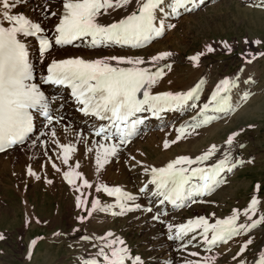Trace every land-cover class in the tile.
<instances>
[{"label":"snow or ice","instance_id":"6c2138e0","mask_svg":"<svg viewBox=\"0 0 264 264\" xmlns=\"http://www.w3.org/2000/svg\"><path fill=\"white\" fill-rule=\"evenodd\" d=\"M193 4L195 0H62V10L51 12L57 22L51 35H48L41 22L33 20L24 12L14 11L17 8L15 0H0V152L22 146L29 140L33 147L40 143L47 148L49 141L41 138L50 137L51 144L59 150L56 159H60L63 165H69V160L77 150L76 144L80 143L86 146L87 153L94 154L95 170L99 174L138 135L139 127L148 118L144 115L146 113L154 117L175 110L186 112L191 109L195 113L176 129V138L171 141L174 144L220 119V114L234 112L239 107L233 100V96L238 94L234 90L239 89V76L220 79L210 98L202 105L201 92L206 83L203 79L186 91H154L167 72L172 70V64L167 62L173 56L170 51H160L150 60L124 55L94 59L82 56L53 58L47 63L46 72H41L38 81L35 79L29 38L38 41L37 59L40 64H44L46 54L54 46L63 48L74 45L76 41H87V46L93 49L143 47L164 35L167 29L176 28V24L169 21L178 18L182 10L191 11L190 6ZM130 5L133 7L130 8ZM253 6L264 7V0ZM244 42L249 43L247 40ZM253 43L259 45L261 41L257 39ZM224 47L231 51L226 42ZM214 51L211 45L207 46L208 53ZM203 55L204 52H198L189 56L188 60L198 66ZM260 55L264 56V53ZM255 59L256 56L251 55V59L246 62L251 63ZM43 85L54 86L57 93L46 94ZM65 91L68 93L66 96L63 94ZM251 95V92L244 91L240 99L246 102ZM69 104L92 121L88 124V131L99 140H89L82 129L76 133V143L61 142L55 125L65 120L63 110ZM40 117L43 118L40 121L43 131L33 139L36 130L34 121ZM62 131L66 135L68 127L64 126ZM240 135V131H233L223 145L213 143L195 156L178 155L163 166L146 165L131 156L130 161L134 162L131 167L139 166L146 177L139 192L157 198L161 205L169 202L176 207H184L187 202L204 203L198 198L214 192L225 182L227 173L254 162L245 161L238 154V149L245 148V144L238 140ZM90 143L94 147H87ZM169 146V141H165L164 148ZM48 159L51 161L53 157L49 156ZM51 166L57 172L61 171L55 162ZM79 168L80 164L76 163L75 168L69 166L63 172V179L74 187L75 192L80 193L76 196V207L83 208L86 215H80L79 222L83 223L97 211L115 216L141 209V205L135 202L137 197L132 193L119 186L109 187L99 183L95 191H103L113 197L114 203L102 204L96 198L90 202L89 208V201L81 189H91L93 184L78 171ZM28 175L41 179L31 167L28 168ZM47 183L51 184L52 181L47 180ZM259 190L260 185L257 184L255 191L258 193ZM261 207L260 199L254 194L243 210L233 208L228 216L217 218L214 222H210L205 215H197L185 223H169L167 227L171 234L168 239H179L182 248L192 245L212 253L214 249L228 246L236 237H246L240 243L239 251L231 257L232 261L235 264H264V249L259 250L257 258L252 260L244 255L254 243L250 235L252 231L264 226ZM143 211L153 213V207ZM156 211L159 213L158 208ZM152 219L164 223L158 214L153 215ZM3 239L5 237L0 234V240ZM96 239L100 243L93 245L98 249L95 256L83 258L80 264H143L141 257H133L126 242L113 232L109 231ZM35 244L33 240L32 245ZM228 250H231L230 247ZM221 255L222 252L201 256L198 250L191 251L189 256L195 259H186L184 264H220Z\"/></svg>","mask_w":264,"mask_h":264},{"label":"rangeland","instance_id":"374dc122","mask_svg":"<svg viewBox=\"0 0 264 264\" xmlns=\"http://www.w3.org/2000/svg\"><path fill=\"white\" fill-rule=\"evenodd\" d=\"M33 3L34 5L39 3V6H42L41 11L47 15L48 18L54 19V17L51 16L54 5L52 0H33L32 4ZM259 3L260 0L211 1L194 13L191 12L173 19L172 23L176 24L175 30L168 29L169 31L167 30L164 38L162 37L160 40L153 43L157 44L164 39L160 46L161 50L170 51L173 53L172 57L177 56L183 60L182 62L184 63L181 65V68L177 70L182 75L187 73L189 68L195 71L200 68L199 66L203 67L201 70L202 72H200L202 73L201 75L204 76L202 79L205 78L204 80H206V83L203 85V93L201 92V95H203V100L200 101L201 105L207 101L208 97L210 98L215 84L224 77L239 76L240 83L242 81L244 83L249 80L252 81L251 83H247L252 95L244 105L238 108L239 111L237 110L223 117V114H221L220 119L196 131L201 132L216 126L218 130L214 135L215 137H220L218 143L221 145H223L227 136L233 131H240L241 135L238 137V140L240 143L245 144V148L242 150L238 149V154L242 156L245 161H254L251 164H245L235 169L225 180L224 183H226V186L222 187V189L215 194L213 193L204 198L206 203L203 204L201 208L206 210V213L204 212L206 216H209L213 212H218L222 216L228 215L236 206H242L244 209L250 202L251 195L254 194L260 195L259 198L262 204L260 211L264 212V56L260 55V53H264V7L253 6ZM32 9L33 8H22L19 12H27L29 15L33 16L34 9ZM48 15H50V17ZM257 39L261 41L259 45L253 43V41ZM245 40L249 41V43L246 44L244 42ZM225 42L231 47L230 52L224 47ZM176 45L186 50L183 56H180L179 52L175 51ZM208 45H211L215 51L211 53H208L207 49L202 51L204 48H207ZM151 52L154 53L155 51ZM198 52H204V55L201 57V64L199 63L195 68L193 63L188 60V57ZM153 53H151V55ZM251 55H255L256 59L252 60L251 63H247L246 61L251 59ZM209 68L211 71H209ZM241 69H243V71H241ZM205 73L208 74L205 75ZM205 76H208V78L206 79ZM205 85H207V88H205ZM211 85L214 86L212 87ZM239 89H236V91L238 92ZM244 91L240 90V93ZM193 115H195V113L189 109L188 113L181 121L190 120ZM249 125H252V127H249ZM56 130H58L57 127ZM176 135L177 132L175 135L170 136V141H173ZM192 136L193 135L190 137ZM203 137L205 140L207 138L209 141L211 140L210 135L201 136L199 134L194 135L193 139L202 141ZM33 139H35V135H33ZM41 140L49 141L47 148L40 143H38L36 147H33L32 141H29L27 152L17 151L15 155L12 154L10 161L16 164L18 163V159L26 158L23 157V155H28L27 159L30 163L41 165V162H43L42 159H44V161L48 160V157L52 155L55 149V145L51 144L50 137H42ZM207 143L208 141L205 142V144ZM163 146L162 150L165 152ZM45 151H47V155H45ZM124 161L127 163L126 160ZM255 166H257L255 169L258 173L257 177H253L250 173L251 169L255 168ZM43 175L45 176L46 172H43ZM251 177L254 178L251 189H249V191L245 190L244 195L241 196L236 203V200L230 195L231 191L235 188L236 183H249ZM99 180V184H106L109 187H113L114 185L110 180L108 181V179H105V175L101 176ZM21 181L24 182V179H21ZM257 184L260 185L258 193L255 191ZM66 186L67 185L64 184V188ZM69 186L65 188V198H62L60 187L57 186V188L55 187L56 191L54 194H47L45 187H40V189H37L36 193H33L32 183L29 182L27 185L25 184V186H16L17 192L14 190V193L12 192L13 194L10 192L8 193L12 198L11 206L7 210L9 212L8 214L3 212L6 210L5 208H7V206L2 203V198L3 196L5 197L6 193L0 191V234H3L5 237V239L0 240V264H80L83 258L95 256L98 249L93 245L100 243L96 238L104 236L109 231L123 239L126 242V246L130 249L131 255L133 257L140 256L142 261H144L143 264H157V260H152L154 256L160 259L159 261H163L159 264H167V259H171V256H173L171 254L174 253V250H172V253L170 252V256L169 253H167L168 255L164 254L158 257L153 255V252L146 246L149 244L145 242L147 231H138L136 226L128 221L131 215L124 218L114 216L116 218L109 221L102 218L107 215L110 216V213L104 214V212L97 211V214L94 212L92 217L87 218L83 223L79 222L78 217L80 215H86V213L83 211V208L76 207V196L80 193L75 192L73 186ZM25 187L27 190L25 189L24 191ZM82 191L84 193L85 189H82ZM2 193L5 194L3 195ZM23 195L27 197L29 206H31L30 208H32L35 213H37L36 210H41L43 212L41 215L42 220L39 221V224L35 222L34 224H27L25 221L21 220L22 213L20 212L22 211L21 208L18 209L20 207L18 200L24 198ZM84 195H86L84 197L89 201V208L91 206L90 202L93 199L98 198L102 204H107L109 200L106 193L103 191L97 193L95 188L90 190V193H84ZM240 201L241 204L239 203ZM37 205L39 206L37 207ZM194 206L195 205L191 203V207ZM215 206H217V208ZM191 212V210H187L182 213V215H176V217L179 216L178 218L188 220L193 215V212ZM77 229L79 231H77ZM57 233L61 235H57ZM84 237H89V239H84ZM33 240L36 241L35 245H32ZM29 251H31L30 258ZM165 257L166 260H161ZM184 259L185 257L182 258V261H184ZM173 262H171V264Z\"/></svg>","mask_w":264,"mask_h":264},{"label":"bare ground","instance_id":"6f19581e","mask_svg":"<svg viewBox=\"0 0 264 264\" xmlns=\"http://www.w3.org/2000/svg\"><path fill=\"white\" fill-rule=\"evenodd\" d=\"M211 1H215V0H196V4L190 6L192 8V10L191 11L182 10V14L180 16L186 15V14L191 13V12L194 13L196 10H198L199 8L204 6L206 3H209ZM15 2L17 4V8L14 9V11L15 10L20 11L22 8H24V9L25 8L26 9L33 8L34 9L33 16L29 15L27 12H26V14L29 17H31L33 20H37V21L41 22L42 26L45 28L46 34L51 35L52 31L54 30V25L57 22L56 17H54V19H50L48 17H47V19H45V16H47V15H45L41 11L42 6L40 7L39 3H37L36 5H34V3L32 4L33 0H15ZM52 2L54 4L52 12H59L60 10H62V0H52ZM33 5H34V7H33ZM195 6H197V9L195 8ZM129 7L131 8L133 6L130 5ZM32 10H31V12H32ZM48 16L50 17V15H48ZM113 16H115V13H113ZM104 19H108V18L105 17ZM188 19H190V18H188ZM169 22L172 23L173 19H171ZM167 30H166V32H167ZM156 39L157 38H155L154 40L156 41ZM154 40L151 43L146 44L145 46L138 48V49H136V48L130 49V48L120 47V46H113L111 48L93 49V48H90L87 46V41H84V42L76 41L74 43V45H72L70 47H66V48H64V47L60 48V47L54 46V48L51 50V52L46 54L44 64H40L39 60L37 59V56H38L37 46H36L35 42L33 41V39L29 38V42L31 44L30 59L35 64V72H36V77H37V81H38L40 78L41 72L42 71L46 72V65L53 58L63 59V58H68V57H73V56H82L86 59H94V58H99V57L109 56V55H124V56H139V57L144 58L145 60H150L151 56L155 55V53H158L159 51H162L160 46H161L164 39L159 41L157 44H153L155 42ZM76 45H78V46H76ZM206 49L207 48H204L202 51H205ZM151 51H155V52L153 53ZM175 51L179 52L180 56H183L186 53V50L182 49L180 46H177V45L175 46ZM151 53H153V54L151 55ZM182 61L183 60H181L177 56L176 57H170L168 59L167 62L172 64V70L170 72H167V75L156 86L154 91H156V90H159V91H186L190 87H192L196 83H198L204 77L201 75L202 74L201 70L203 69L202 66H199L200 68L195 70V71H193L191 68H189L187 73H185L183 75L180 74L179 71H177V70L180 69L181 65L184 63ZM161 63H163V62H161ZM145 66H149V65H145ZM209 71H211L210 68H209ZM208 73H205V75ZM207 78H208V76L206 77V79ZM169 80L171 81V83H168ZM207 82H208V80H207ZM205 86H206L205 88H207V85H205ZM42 88L46 94H53L54 95L57 93V89L54 86H42ZM209 89H210V87H209ZM240 90H242V91L245 90V91L251 92L249 89V85L247 83H244L243 81L240 83L239 91L237 92L236 90H234V93H238V94L233 96V100H234V103L239 105V107L244 105L247 102V101L243 102L240 99V96L243 93V92L240 93ZM202 93H203V91H202ZM63 94L66 96L68 93H67V91H65V92H63ZM202 100H203V95H201L200 101H202ZM204 100H205V97H204ZM239 107H237L235 109V111H237V110L239 111V109H238ZM243 109H245V108H243ZM188 111L189 110H187L186 112L176 110L173 113L166 114V118H161V119H158L157 121L150 120V118H149L150 114L149 113L144 114L148 118L146 119L147 121L145 122V124L140 129V131L137 135V139L134 142L130 143V145L124 146L121 149L118 156L112 158L111 161L108 164H106L103 169L100 170L99 174H97L96 170H95L94 154L87 153L86 146L84 144H80V143L76 144L77 150L72 155L71 159L69 160V165H63L61 163L60 159H56V152L59 151L58 149H55V151L53 150V153L51 155V157H53V160L50 161L48 159V160L44 161V159H42L43 162H41V165L30 163V161L27 159L28 155L27 156L23 155V157H26V158H20L19 157L20 159H18V161H17L18 163L13 164L10 161L11 160L10 157L12 156V154L15 155V153L17 151H21V152L26 151L27 152V150H28L27 147H28L29 142L22 147H16L15 149H13L11 151L0 154V191H3L6 193L5 197L3 196V198L2 197L1 198H2L3 205L7 206V208H5L6 210L3 212L8 214L9 212L7 210H8V208H10L11 203H12V198L9 196L8 193L9 192L12 193L14 190L16 191V189H17L16 186L17 187L20 185L25 186V184L27 185L28 182L32 183L33 193H36L37 189H40V187H45L47 194H54V192L56 191L55 187L57 186V187H60V191H61L60 194L62 195V198L63 197L65 198L64 191H65V188L68 186H66L64 188L65 180L63 179V172L67 171L69 169V166L75 168L76 163H79L80 168L78 169V171H81L84 174L85 178H87L89 180V182L91 184H93V187L91 189H85V191H84L85 194L90 193V190H93L95 188V186L97 185V183H100V182H98V181H100L99 178L101 176L105 175V179H108V181L110 180L114 184L113 186H119V187L123 188L124 190L132 193L134 196L137 197L135 202L141 205L140 210L129 211L123 215H115V216L120 217V218L121 217L124 218V217H127L128 215H131V217L128 218V221H130L132 224H134L136 226V228L138 229V231H143V232L147 231V235L145 236L146 237L145 242L149 243L146 246H148L149 250H151L153 252V255H156L158 257L159 255H164V254L169 253V256H170V252L172 253V250H174V253L171 254V255H173V256H171V259L170 258L167 259V264H171V262H173V261H174L173 263H175V264H181V263L184 264V261L186 259H195V258L189 256V253L191 251H197L198 250L201 253V256L219 254L222 252L223 255L220 256V264H235V262L232 261L231 257L239 251L240 243L242 242L243 239H246V237H236V238H234L233 241L229 242L228 246H223V247H219L217 249H214L212 253H207L204 251L203 248L197 249V248L193 247L192 245H188L187 248H182L181 247L182 242L179 239H173V240L168 239V236L171 233H169L167 224L172 223L174 225H178L180 223H185L187 220H183L181 218H178L179 216L176 217V215H180V214L182 215V213L186 212L187 210H191L193 212V215L191 216L190 219L194 218L197 215H205L206 210L202 209L201 206L203 204H205L206 201L204 203L193 204V205H195L194 207H191V202H187L183 209L177 208L176 206H173L169 202H165L164 204L161 205V204H159V201L157 200V198L152 197L149 194H143V193L139 192V188L142 186V184L144 182H146V177L143 174L142 168H140L139 166H137L135 168L131 167V164L134 163L133 161H130L131 156H135L137 160L142 161L146 165L163 166L169 160L176 158L178 155L195 156V155L201 154L207 147H209L213 143L220 146L221 144L218 143L219 142L218 140L220 137H215V135H214L215 132L218 130L216 126L209 128V129H206L204 131L196 132V133L192 134L193 136L196 134H199L201 136H205V135L209 136L210 135V138H211L210 141L208 138H207L208 140L207 139L205 140L204 137L202 138V141H196L193 139V136L190 137L191 136L190 135V136H187L185 138H182L181 140L177 141L174 144L171 143L169 137L175 135L176 129H178L180 127V125L185 122V120L181 121V119L186 116ZM243 112H244V110H243ZM63 113L65 115V120L62 121L61 124L55 125L58 128L57 137L61 140L62 143H68V142L76 143V141L78 139V137L76 136V133L81 131L82 129L84 132V136L87 137L89 140H91V141L99 140V138L90 135V133L88 131V124L92 123V121L88 117H84L81 113L76 111L71 106V104H69L68 106L65 107V109L63 110ZM232 113H230V114H232ZM227 115H229V114H227ZM227 115L223 114L222 117L227 116ZM42 119H43L42 117L37 119V128L33 134V135H35V137H36V135H38V132L43 131V128H42L41 123H40V121ZM64 126L68 127V132L66 135L62 131ZM166 128H167V130H166ZM199 138H198V140H199ZM164 141H169V144H170V146L167 149H165V152L162 150L163 149L162 146L164 144ZM207 141H208V143L205 144V142H207ZM87 147H94V145L90 143L87 145ZM124 160H126L127 163H125ZM53 162H55L57 164V166L61 168L60 172H57L55 169L52 168L51 165ZM29 167L32 168L33 172H35L36 175L41 177L40 180H37L35 178V176H29L27 174ZM256 167L257 166H255V168H252L250 171V173L253 177H257V174H258L257 171L255 170ZM43 172H46L45 176L43 175ZM229 175H230V173L226 174L225 180L228 178ZM253 177H251V179L249 180V183H245V184L236 183L235 188L230 193V195H232V198L234 200H236V203H237V200H239V198H241V196L244 195L245 190L249 191V189H251V186L254 183ZM21 179H24V182L21 181ZM47 180H51L52 183L48 184ZM77 183H80V182L78 181ZM224 186H226V183H223L220 186H218L216 188V190L214 192H212L210 195H212L213 193L215 194L216 192L220 191L222 189V187H224ZM149 187H152V186L149 185ZM25 189H26V187L24 188V191H25ZM22 190H23V188H22ZM81 191H82V189H81ZM210 195H207L204 198H206ZM19 196H20V194H19ZM84 196H86V195H84ZM257 197H258V199H260L259 198L260 195H257ZM204 198L199 197L198 199L204 201ZM37 202H38V200H37ZM18 203H20V207L18 209L21 208V211H22V212H20V213H22L21 214L22 219L20 218L22 221H25V223H27V224H29V223L34 224V222L37 223V221L42 220L41 215L43 214V212L41 210H39V211L36 210L38 213V215H37V213H35V211L32 210V208H30L31 206H29V200L27 199V197L24 196V198L18 200ZM110 203H114L113 197H109L107 204H110ZM239 203L241 204V201ZM15 205H17V204H15ZM38 206L39 205H37V207ZM147 207H153V213H147L146 211H143V209H146ZM215 207L217 208V206H215ZM13 208H14V206H13ZM33 208H34V206H33ZM157 208L159 209V213H157V211H156ZM236 208H240L241 210L243 209L242 206H240V207L236 206ZM113 211L118 212L119 209H113ZM164 213H167V215H164ZM213 213L215 214L214 216H213ZM213 213H211L209 216L205 215L206 217L209 218L210 222H214L215 219H217V218H224V217L228 216L231 212L228 215H224V216L220 215V213H218V212H213ZM96 214H97V212H96ZM104 214H106V213H104ZM157 214L160 215V218H161V220L164 221V223H161L159 220H153L152 219V216L157 215ZM109 215L110 216L107 215V216L103 217L102 219H107L109 221H112V220H114V218H116V217L112 216L111 214H109ZM14 221H15V218H14ZM109 223H111V222H109ZM250 235L253 237L254 243L249 246V250L246 251L244 255L248 259L252 260V259L257 258L259 250L264 249V226L257 227L256 229H254L252 231V233ZM184 243L185 244L187 243V239H185ZM229 247L231 249L230 251L228 250ZM184 257H185V259H184V261H182V258H184ZM152 260H157V264H159L160 262H163V261H159L160 259L156 258L155 256L152 258ZM161 260H166V257L164 259H161Z\"/></svg>","mask_w":264,"mask_h":264}]
</instances>
